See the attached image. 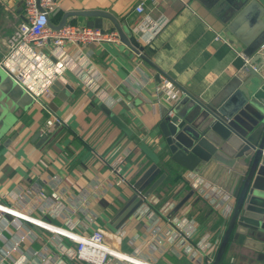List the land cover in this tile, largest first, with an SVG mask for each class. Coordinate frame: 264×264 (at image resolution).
I'll return each instance as SVG.
<instances>
[{"label":"crops","instance_id":"obj_1","mask_svg":"<svg viewBox=\"0 0 264 264\" xmlns=\"http://www.w3.org/2000/svg\"><path fill=\"white\" fill-rule=\"evenodd\" d=\"M225 2L57 0L49 17L53 25L71 11L106 12L136 37L148 62L120 41L80 49L66 46L59 56L48 48L11 56L10 64L15 71H25L29 85L41 88L50 79L55 84L40 96L47 107L29 97L25 108L0 110V123L6 126L0 134V205L16 214L0 212V264H86L72 260L75 243L38 222L80 236L103 231L112 250L148 264H205L186 247L206 237L220 238L217 211L222 205L195 192L177 208L192 188L184 178L186 171L167 165L160 154L154 126L174 98L184 96L180 88L196 98H212L230 80L244 77L234 49L244 54L261 20L244 9L234 17L230 9L238 3ZM139 4L141 14L135 11ZM23 21V0H0V59L7 51V37ZM84 22L68 19L72 25ZM160 74L169 79L175 96L157 91ZM54 116L59 123L41 135ZM153 165L160 172L142 195L161 174L166 177L122 220L121 211L136 194L135 184ZM214 192L223 194L216 186ZM170 219L175 227L185 221V229L192 228L191 243L176 236ZM243 254L230 243L222 263L246 264ZM108 264L128 263L111 258Z\"/></svg>","mask_w":264,"mask_h":264},{"label":"water","instance_id":"obj_2","mask_svg":"<svg viewBox=\"0 0 264 264\" xmlns=\"http://www.w3.org/2000/svg\"><path fill=\"white\" fill-rule=\"evenodd\" d=\"M233 2L238 5L233 6ZM227 3L233 6L230 14L234 17L244 9L243 13L251 11L261 20L257 37L251 45L245 44L244 55L251 58L264 46V0H226ZM70 18H83L87 28L116 32L124 46L148 62L136 37L125 32L106 12L71 11L63 14L58 25H53L49 19L48 26L59 30ZM0 74V101L1 97L4 101L0 105L1 113L16 107L25 108L29 97L47 107L31 90L21 87L3 72ZM263 77L264 48L250 59L244 77L230 80L212 98H196L180 88L184 96L174 99L154 126L159 136L160 154L167 165L174 164L186 171L184 178L188 184L190 175H196L228 195L227 204L217 211L222 221V234L211 264H223L230 243L245 251L246 264H264ZM0 124L2 134L6 126L2 127L3 122ZM159 172L153 165L141 176L134 186L135 196L121 211L122 220L132 215L163 181L165 174H161L152 188L142 195L144 186ZM193 193L194 189L177 208Z\"/></svg>","mask_w":264,"mask_h":264},{"label":"built area","instance_id":"obj_3","mask_svg":"<svg viewBox=\"0 0 264 264\" xmlns=\"http://www.w3.org/2000/svg\"><path fill=\"white\" fill-rule=\"evenodd\" d=\"M58 7L57 0H23V10H24V21L18 24L9 34L6 39V54L0 59V69H3L6 74L18 85L23 88L31 87L29 89L33 92L36 97H40L42 93H49L50 87L55 82L53 79H50L46 86L44 84L41 88H36L33 85H29V81L26 78L24 70H17L13 68V65L10 64L11 56L16 53H23V50H32L34 48H48L54 56H59L62 54V49L66 46H73L77 49L83 48L89 45H102L105 43H118L119 37L118 34L114 31L109 30H99L94 28H87L85 26H78L72 24H66L59 30H52L48 26V21L50 15ZM135 11L139 14L143 12V4L136 6ZM146 27V26H144ZM150 29H153V32L158 31V26L148 24ZM217 38L222 39L220 36ZM225 43H228L226 40L222 39ZM264 48L262 46L259 49V52ZM237 57L242 60L241 73L245 74L247 71L248 65H250V58L246 57L241 51L234 49ZM255 69L253 66H251ZM264 83V77L262 78ZM171 89V83L169 79L164 75H159V84L157 86L158 92H164L168 98L175 96ZM175 99V98H174ZM173 100V99H172ZM171 100V101H172ZM55 123H59V119L50 117L46 121L45 131L41 135L50 133ZM189 185L198 196L209 197L210 202L218 201L221 205H226L228 202V195L226 198H222L215 194L214 184L199 178L196 175H190ZM228 208H226L227 210ZM0 212L2 214L9 213L15 214L13 209L7 208L0 205ZM162 215H166L165 212H161ZM16 215V214H15ZM21 220L26 222L30 221L32 223L36 222L26 216H21ZM170 222L174 223V220L170 219ZM39 227L45 228L58 234L62 237H66L71 242L75 243L76 248L72 257V260L77 262H83L86 264H108L111 258L118 259L122 262L128 264H148L141 261L131 255L122 254L121 252L112 250L105 243V234L103 231L95 230L89 235H75L69 230L53 226L45 222H38ZM188 226V225H187ZM174 231H176V236L184 239L187 244L190 242V236L192 234L191 229H185V221L179 222V225L176 227L173 225ZM220 237L222 234V229L219 232ZM220 242V238L210 241L209 238H203L199 244L187 246L186 252L190 254L191 251H194L193 257L197 255L203 258L205 264H211L213 261L214 252L217 249ZM24 264V263H23Z\"/></svg>","mask_w":264,"mask_h":264}]
</instances>
